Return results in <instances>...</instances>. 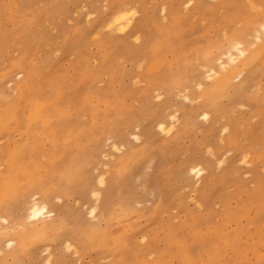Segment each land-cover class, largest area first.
<instances>
[{
  "label": "rangeland",
  "instance_id": "374dc122",
  "mask_svg": "<svg viewBox=\"0 0 264 264\" xmlns=\"http://www.w3.org/2000/svg\"><path fill=\"white\" fill-rule=\"evenodd\" d=\"M248 1L0 0V181L18 192L0 200V264L49 250L75 264H187L188 250L192 264H264V201H252L264 195V60L218 108L205 99L225 36L245 29L264 51ZM122 6L136 15L119 29ZM33 195L55 214L43 224L27 221ZM60 218L73 228L56 230Z\"/></svg>",
  "mask_w": 264,
  "mask_h": 264
},
{
  "label": "bare ground",
  "instance_id": "6f19581e",
  "mask_svg": "<svg viewBox=\"0 0 264 264\" xmlns=\"http://www.w3.org/2000/svg\"><path fill=\"white\" fill-rule=\"evenodd\" d=\"M246 6L249 10H251L253 12H257V14H256V17L254 19V22H251L250 20H247V19L243 20V22L245 23V27H247V28L252 27L254 30L260 32V34H264V0H249L248 4ZM131 12H132L131 9H128L126 7H123V6L119 7L113 13L111 25L116 27V28L118 27L119 29H123V28L128 27V25L130 24L128 22L130 19L128 14ZM229 20L231 21L230 18H229ZM108 25H110V22ZM254 34L256 35L255 32H254ZM227 38L228 39L225 42V44L227 46V50L223 53V56L226 60V63L221 61L220 62L221 64L218 68V71H216L215 68L213 66H211L210 74H211V76H214V82L212 84V88L205 92V99L211 104V106H214L215 108H218L220 105V101H219L220 97H223V96L228 97L230 94V91H232L234 94H237L238 92L242 91L244 86L249 82L250 73L254 74L257 71L255 63L259 59L264 60V56H263L264 51L262 49V45H257L255 48H251V42L247 38V35L245 33V29L235 30L232 33V35L227 37ZM257 38L259 39V38H261V36L260 37L258 36ZM256 39H254V40H256ZM258 39L256 41H259ZM160 47H161L160 43L159 44L155 43L152 47L153 52L156 53L160 49ZM216 61H217V59H216ZM157 69H160V66H158ZM242 70L248 72L247 76H245V78L241 81V83L234 84L232 77L234 76V78H235V77L242 75V73H241ZM211 76H209V77H211ZM29 89H30L29 85L26 84V90L28 91ZM198 90H199V88H198ZM260 99H261V101L264 102V97L261 96ZM11 105L12 106H9L7 110L9 112L15 114L17 111L16 105L15 104H11ZM35 108H34V111L36 112ZM0 111H1V109H0ZM206 115L207 114H203V117H206ZM173 117L174 116H171V119H173ZM161 125H163V128L161 127ZM157 126L159 128L158 131L160 130L162 132H167V133L171 132L173 129V125H172V122L170 120L169 121L161 120L158 122ZM112 145H114V144H112ZM112 147L114 148L115 146H112ZM188 169L190 170V172L194 176H196L198 178H199V176L202 175V172H203V169L201 167H199L198 165H192ZM188 169H187V171H188ZM185 174H187V173H185ZM74 175H76V173ZM97 183L100 185H105L106 180L104 179L103 176H100L97 179ZM94 193H95V195H94ZM90 197L92 199L94 197L95 200L101 199V194H100L99 190H91V196ZM253 197H254V199L252 201H258L260 203H262L264 201V199L262 198V197H264V195L260 192H257V195H255ZM105 198H106V196H105ZM29 200H30L29 206L26 208L27 221H29L33 225H38L39 223L43 224V222L46 221V219H48V213H53V210L50 208L51 203L48 201H45L43 199L41 201H39L37 197H34V195ZM94 205H96V202H94ZM255 205L261 206V204H255ZM96 208H97V205H96ZM44 209H46L47 211L42 212V210H44ZM33 212H42V214L37 216L35 219L29 220L28 217L30 215H32ZM232 214H233V212H229L227 215H232ZM2 220H4V219H2ZM45 228H47V225H45ZM172 240L174 241L173 238L169 239L168 241L172 242ZM7 242H11L13 244V240H8ZM228 244L231 247H234L236 242L233 240H230V243H228ZM36 245H38V244H36ZM186 254H187V256H186L187 264H192V261H191L192 250H188ZM216 254H217L216 251H213L210 255L211 259Z\"/></svg>",
  "mask_w": 264,
  "mask_h": 264
},
{
  "label": "snow or ice",
  "instance_id": "6c2138e0",
  "mask_svg": "<svg viewBox=\"0 0 264 264\" xmlns=\"http://www.w3.org/2000/svg\"><path fill=\"white\" fill-rule=\"evenodd\" d=\"M129 17H134L136 15V13L133 11L131 13L128 14ZM129 23L131 22V20L129 19L128 21ZM227 38V36H225V39ZM209 79H211V77H209ZM201 90L203 91V86L201 88ZM205 119H207V117H204ZM173 119H175L173 117ZM161 127L163 128V125H161ZM225 131H227V129H225ZM134 140H139V137H133ZM248 159V157H244V161L242 162H246ZM221 163H223V161H221ZM73 179H80L79 176H72L69 177V180H73ZM18 192H17V181L14 180L13 178H5L3 181H0V200H3L5 203L11 205L14 201V198L17 196ZM95 195V193H94ZM47 210L44 209L42 210V212H46ZM42 212H33L32 215H30L28 217L29 220L35 219L37 216L41 215ZM95 213H96V209L92 208L91 212L89 213L90 216H92L93 218L95 217ZM53 215H55L54 213H48V218L52 217ZM0 223L7 225L8 224V220L4 219V220H0ZM56 230L59 231H63V230H70L73 228V223L72 221L69 220H65L64 218H60L59 223L57 225L53 226ZM36 240H47L48 236H47V232L45 233H41L39 236L35 237ZM8 248L12 247V243L8 242L7 244ZM69 252L72 251V249L69 247L68 249ZM51 255H52V251L49 250L48 251V256L49 258L43 261H37L36 264H75L74 261H66L63 259H51Z\"/></svg>",
  "mask_w": 264,
  "mask_h": 264
}]
</instances>
